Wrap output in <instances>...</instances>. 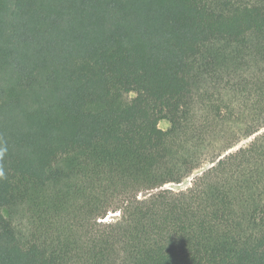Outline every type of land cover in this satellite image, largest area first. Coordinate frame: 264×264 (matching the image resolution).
<instances>
[{"label":"trees","instance_id":"trees-1","mask_svg":"<svg viewBox=\"0 0 264 264\" xmlns=\"http://www.w3.org/2000/svg\"><path fill=\"white\" fill-rule=\"evenodd\" d=\"M0 264H264V0H0Z\"/></svg>","mask_w":264,"mask_h":264},{"label":"rangeland","instance_id":"rangeland-1","mask_svg":"<svg viewBox=\"0 0 264 264\" xmlns=\"http://www.w3.org/2000/svg\"><path fill=\"white\" fill-rule=\"evenodd\" d=\"M168 125H169V123H168L167 121H162L161 124H160V126H161L162 128H164V129H166V128L168 127ZM185 185H186V183L181 184L180 186H185ZM175 187H176V186H175ZM115 216H117L116 213H110V215L108 216L107 219H112V218H114Z\"/></svg>","mask_w":264,"mask_h":264}]
</instances>
